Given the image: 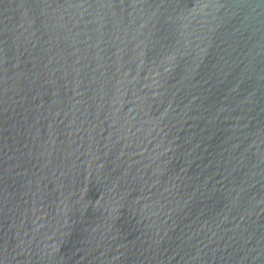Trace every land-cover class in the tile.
<instances>
[{"label": "water", "instance_id": "water-1", "mask_svg": "<svg viewBox=\"0 0 264 264\" xmlns=\"http://www.w3.org/2000/svg\"><path fill=\"white\" fill-rule=\"evenodd\" d=\"M0 264H264V0H0Z\"/></svg>", "mask_w": 264, "mask_h": 264}]
</instances>
